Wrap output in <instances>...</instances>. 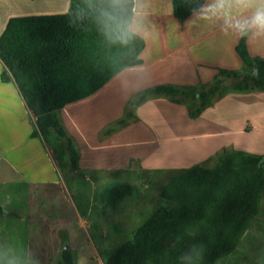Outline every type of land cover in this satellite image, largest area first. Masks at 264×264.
<instances>
[{"label": "trees", "instance_id": "trees-1", "mask_svg": "<svg viewBox=\"0 0 264 264\" xmlns=\"http://www.w3.org/2000/svg\"><path fill=\"white\" fill-rule=\"evenodd\" d=\"M205 1L172 0V13L183 20ZM133 5L134 0H70L64 13L10 17L0 34L4 66L0 79L16 84L35 116L31 135L43 138L60 175L66 167L72 174L80 169L79 147L66 131L60 110L91 97L123 70L143 63L139 53L144 41L127 29ZM245 40L240 37L235 46L241 60L238 69L219 68L199 90L175 83L146 87L127 101L124 118L102 134L135 121V108L153 97L184 104L189 116L196 118L229 91H264V57L250 56ZM263 189L264 155L246 150L223 151L212 166L181 169L160 189L170 205L154 210L129 240L105 257L104 264H218L236 249L260 214ZM134 193L130 184L115 183L105 189L103 201L115 208ZM0 216L20 214L0 205ZM186 234L192 238L188 257L180 243ZM61 258L63 264H74L68 248Z\"/></svg>", "mask_w": 264, "mask_h": 264}, {"label": "rangeland", "instance_id": "rangeland-1", "mask_svg": "<svg viewBox=\"0 0 264 264\" xmlns=\"http://www.w3.org/2000/svg\"><path fill=\"white\" fill-rule=\"evenodd\" d=\"M250 40L249 55L264 47V38L252 37ZM192 81L199 90L211 81V77ZM229 82L228 80L227 83ZM105 95L107 93H102L98 99L66 107V112L71 113L74 121L68 122V125L77 127L84 135V139H81L83 154L80 169L74 174L68 167L62 169L57 184L50 185L53 191L47 192L45 197L44 191L32 193L36 200H42L43 197L45 199L39 206L31 208L30 264H63L61 252L64 248L71 250L74 264H104L105 257L129 240L154 210L165 209L170 205L160 195L161 186L170 175L194 164L212 166L217 154L240 148L238 145L264 149V91H257L253 94H234L235 97L226 94L221 97V100L205 110L206 118L210 121L203 124L190 120L184 106L173 108L160 105L152 113V124L130 126L124 130L133 122L131 121L125 126L116 125L113 132L104 135L106 138L120 131L113 141L123 143L131 139H144L147 142L121 144L116 148L92 152L87 146L94 142L96 133L101 138L103 129L107 125L115 126L117 120L124 118L126 107L129 108L127 102L120 98L113 102L109 110L98 111ZM246 116L256 121L257 128L252 130L251 136L237 130ZM62 123L76 141L69 128L63 121ZM243 129L250 131L252 126L247 122ZM206 130L221 132L216 136L187 137ZM52 137L57 138L55 135ZM56 140L62 145L61 139ZM226 142L238 145L223 147L208 157L204 156ZM77 145L79 147L78 143ZM130 155H140L147 163H167L172 167H144L140 159L133 156L128 159L124 168L82 166L106 160H123ZM65 158L64 154V158L60 160ZM115 183H128L135 189V193L112 208L103 201V194L108 186ZM59 188L62 192L58 193ZM40 217L43 220L40 221ZM180 243L188 257L192 250L191 235H183ZM14 257L17 259L19 256ZM218 264H264V190L259 216L251 221L236 249Z\"/></svg>", "mask_w": 264, "mask_h": 264}, {"label": "crops", "instance_id": "crops-1", "mask_svg": "<svg viewBox=\"0 0 264 264\" xmlns=\"http://www.w3.org/2000/svg\"><path fill=\"white\" fill-rule=\"evenodd\" d=\"M69 2L70 0H0V34L10 17L64 13L68 10ZM207 2L208 0L204 4ZM199 10L200 8L187 18L179 20L172 13V0H134L133 16L127 29L144 41V47L139 53L143 63L123 70L94 95L79 102L89 99L92 101L98 99L97 97L102 93H107L103 97L102 107L99 108V106L97 109L104 112L109 110L115 100L121 98L120 100L127 102L131 96L140 90L155 84L175 83L195 86L193 79L199 80L206 77L212 79L219 68L238 69L241 66V60L235 46L240 36L231 31L227 34L221 31L220 22L200 19ZM250 39L252 36L246 37L245 40L248 51ZM262 47L250 55L264 57V47ZM3 69L4 66L0 61V74ZM186 80L191 82H186ZM257 91L263 90L229 91L226 94H229V97H235L234 94H253ZM69 105L60 110V115L65 126L69 128L79 144L80 166L83 154L81 139H84V135L77 130V127L68 125V122H74L71 113L66 112V107ZM160 105L173 108L184 106L186 108L184 104L174 103L163 97L150 98L135 108L136 120L126 126L124 130L130 126L152 124V113ZM205 110L196 118L189 116L187 108L186 113L190 120H194V123L203 124L210 121L206 118ZM247 122L252 126L250 131L243 129ZM35 128V116L26 107L16 84L13 81L3 82L0 79V205L20 214V217L0 216V264H30L29 258L32 250L30 240L31 208L39 206L41 201L45 199L47 192L51 190L50 185H56L59 178L58 169L43 138L40 135H31ZM254 128H257L256 121L250 116H246L237 130L241 134L251 136ZM219 132L221 131L206 130L197 132L198 134H189L187 137L192 138L195 135L216 136ZM119 134L120 131H117L109 137L105 138L102 134V137L98 138L96 133V139L89 143L87 148L92 152H97L116 148L121 144L147 142L144 139H131L123 143L113 141V138ZM233 144L236 143L226 142L204 156L208 157L221 148ZM238 146L241 147L232 150H246L254 154L264 155L263 148L251 149L242 145ZM243 147L246 149H242ZM132 156L138 157L144 167H172L171 164L167 163H147L140 155H130L123 160L114 159L112 162L106 160L87 163L82 166L124 168ZM36 191H44L42 200H36V196H33L32 193ZM59 192H62L61 189ZM41 218L40 221L43 220ZM14 256L19 257L16 259Z\"/></svg>", "mask_w": 264, "mask_h": 264}, {"label": "clouds", "instance_id": "clouds-1", "mask_svg": "<svg viewBox=\"0 0 264 264\" xmlns=\"http://www.w3.org/2000/svg\"><path fill=\"white\" fill-rule=\"evenodd\" d=\"M199 18L220 22L226 34L264 38V0H208L201 5Z\"/></svg>", "mask_w": 264, "mask_h": 264}]
</instances>
